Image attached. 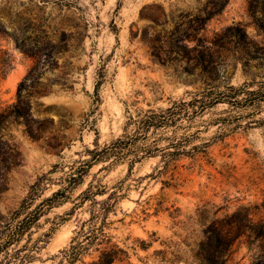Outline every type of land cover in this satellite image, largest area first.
<instances>
[{"label":"rangeland","instance_id":"rangeland-1","mask_svg":"<svg viewBox=\"0 0 264 264\" xmlns=\"http://www.w3.org/2000/svg\"><path fill=\"white\" fill-rule=\"evenodd\" d=\"M212 1L0 0V227L39 178L43 190L32 209L61 187L71 166L89 159L86 150L120 137L129 115L210 84L206 70L220 86L264 80L261 0H229L208 19ZM230 27L244 42L221 37ZM158 162L132 170L94 165L71 200L32 227L33 239L55 227L39 239L32 264H55L89 218V203L73 209L72 200L90 183L106 189L99 202L114 189L121 195L107 232L130 264H264V126L230 133L207 157L183 159L174 172L160 174ZM238 222L246 227L217 259L208 231L225 235Z\"/></svg>","mask_w":264,"mask_h":264},{"label":"trees","instance_id":"trees-1","mask_svg":"<svg viewBox=\"0 0 264 264\" xmlns=\"http://www.w3.org/2000/svg\"><path fill=\"white\" fill-rule=\"evenodd\" d=\"M254 2H249L252 15L256 11ZM228 3L229 0H213L211 4H215L216 7L206 13L207 18L211 19L220 14ZM260 3V11L264 15V0ZM221 37L244 42L246 36L239 28L230 27ZM33 71L30 70L20 83L18 92L31 78ZM205 75L206 80L211 83L205 82V86L200 90L188 92L185 97L170 101L165 108L141 111L136 116L129 115L120 137L102 148L96 145L94 149L86 150L89 159L71 166L62 179L61 187L32 209L35 199L43 190L44 177L39 178L30 187L29 195L20 208L0 227V264H32L35 261L41 242L39 239L49 238L55 227L38 239L32 238V227L47 210L69 202L72 191L83 184L85 176L94 165L100 162H107L108 166L127 163L129 170H132L137 163L159 158L160 168H157V171L160 174H167L174 172L183 159L207 157L210 146L232 132L264 126V118L257 117L264 112V80L258 82L252 80L240 86H220L212 84L215 82L212 79L214 75L212 71L206 70ZM20 105L21 99L18 95V101L13 106L16 109L14 116L17 118L24 115L19 110ZM220 105L225 106V109L217 111ZM212 127L216 128L214 135L205 138L204 134ZM105 194L106 189L103 186H94L90 183L72 200L73 209L89 203V218L78 225L69 245L56 257L55 264H130L127 253L112 242L113 237L107 232L110 224L107 222L108 215L114 212L121 195L114 189L105 200L100 202L96 200V196ZM245 227L238 222L231 229L232 232L225 235L217 229L208 231L210 235L206 236V239L208 243H213L218 253L217 259L223 257L234 239L240 235L241 229ZM231 233H235L233 239L228 235ZM210 264H214L213 260Z\"/></svg>","mask_w":264,"mask_h":264}]
</instances>
